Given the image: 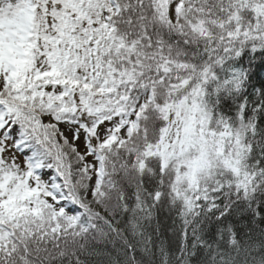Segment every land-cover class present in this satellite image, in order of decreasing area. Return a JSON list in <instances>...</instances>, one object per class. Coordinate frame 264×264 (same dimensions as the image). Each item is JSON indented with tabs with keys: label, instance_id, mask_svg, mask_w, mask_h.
I'll return each mask as SVG.
<instances>
[{
	"label": "snow or ice",
	"instance_id": "snow-or-ice-1",
	"mask_svg": "<svg viewBox=\"0 0 264 264\" xmlns=\"http://www.w3.org/2000/svg\"><path fill=\"white\" fill-rule=\"evenodd\" d=\"M0 264H264V0H0Z\"/></svg>",
	"mask_w": 264,
	"mask_h": 264
}]
</instances>
